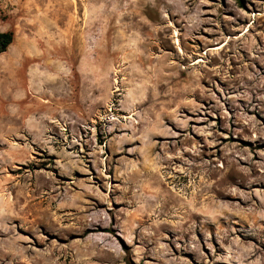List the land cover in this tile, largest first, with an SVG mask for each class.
I'll use <instances>...</instances> for the list:
<instances>
[{"label":"rangeland","instance_id":"374dc122","mask_svg":"<svg viewBox=\"0 0 264 264\" xmlns=\"http://www.w3.org/2000/svg\"><path fill=\"white\" fill-rule=\"evenodd\" d=\"M7 31L0 264H264V0H0Z\"/></svg>","mask_w":264,"mask_h":264},{"label":"trees","instance_id":"16d2710c","mask_svg":"<svg viewBox=\"0 0 264 264\" xmlns=\"http://www.w3.org/2000/svg\"><path fill=\"white\" fill-rule=\"evenodd\" d=\"M13 40L14 33L12 31L0 32V53L4 52ZM127 264H131V261L128 258Z\"/></svg>","mask_w":264,"mask_h":264},{"label":"bare ground","instance_id":"6f19581e","mask_svg":"<svg viewBox=\"0 0 264 264\" xmlns=\"http://www.w3.org/2000/svg\"><path fill=\"white\" fill-rule=\"evenodd\" d=\"M158 171V170H157ZM51 262V261H50ZM47 264H48V262H47Z\"/></svg>","mask_w":264,"mask_h":264}]
</instances>
